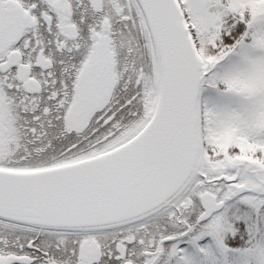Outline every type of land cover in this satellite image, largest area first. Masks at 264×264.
<instances>
[{
    "label": "snow or ice",
    "instance_id": "snow-or-ice-1",
    "mask_svg": "<svg viewBox=\"0 0 264 264\" xmlns=\"http://www.w3.org/2000/svg\"><path fill=\"white\" fill-rule=\"evenodd\" d=\"M0 264H264V0H0Z\"/></svg>",
    "mask_w": 264,
    "mask_h": 264
}]
</instances>
